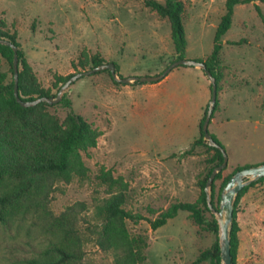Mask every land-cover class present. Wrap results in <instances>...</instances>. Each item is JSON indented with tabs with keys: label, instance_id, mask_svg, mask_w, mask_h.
I'll use <instances>...</instances> for the list:
<instances>
[{
	"label": "rangeland",
	"instance_id": "obj_1",
	"mask_svg": "<svg viewBox=\"0 0 264 264\" xmlns=\"http://www.w3.org/2000/svg\"><path fill=\"white\" fill-rule=\"evenodd\" d=\"M226 1L184 0L185 59L210 56ZM256 5L264 16L260 0L236 6L223 37L219 108L209 130L229 158L224 177L238 167L264 163V19ZM0 21L17 35L38 83L53 95L61 87L56 77L93 69L96 56L117 64L123 78L157 76L178 60L169 19L146 7L145 0H0ZM11 70L1 58L0 77L6 84L12 81ZM210 86L205 72L190 66L173 69L157 83H117L107 71L74 82L67 91L72 111L100 133L97 146L82 153L88 175L37 180L14 207L15 214L27 217L23 227L14 224L1 236L0 264H19L49 240L59 241L60 227L68 225L60 218L78 204L83 206L72 219L85 248L84 264H115L114 254L97 245L94 229L99 210L121 191L127 194L126 210L142 218L127 222L129 234L146 245L138 263L193 264L216 242L213 232L196 225L187 212L157 230L149 221L174 203H194L200 196L198 181L211 167L214 152L203 146L188 151L200 136ZM69 112L55 104L36 114L47 125L53 117L65 125ZM0 129L9 153L21 157L47 149L7 112L0 115ZM102 173L113 180L105 182ZM10 180L8 175L0 179V189ZM237 221V264H264V182L242 198Z\"/></svg>",
	"mask_w": 264,
	"mask_h": 264
},
{
	"label": "trees",
	"instance_id": "obj_2",
	"mask_svg": "<svg viewBox=\"0 0 264 264\" xmlns=\"http://www.w3.org/2000/svg\"><path fill=\"white\" fill-rule=\"evenodd\" d=\"M260 1L264 3V0ZM255 2L256 0L226 1V12L222 16L216 30L213 51L206 60H200V62H204L207 65L208 70H210L216 78L218 93L220 91L219 83L222 77L220 65L223 37L232 27L236 6ZM145 5L152 11H155L161 18L169 19L172 29V40L178 56L177 59H185L187 39L184 27L186 14L184 0H167L165 3L156 0H145ZM256 10L259 16L264 19L263 13L258 5H256ZM0 39H7L19 49L18 91L20 97L26 101H32L43 97H56L57 94L53 95L51 90L44 89L38 83L37 77L33 73L32 67L27 62L24 51L21 49L20 43L17 40V35L8 31L3 21H0ZM241 42L242 41L231 42L229 44L239 45ZM1 58H5L11 65L13 77L9 84L5 83L4 76L0 77V115L7 112L11 116H14L20 121L21 127L29 130L32 135L36 136L47 147V149L42 153H31L21 157L14 153H9L5 138L0 129V179H4L7 175L11 178L7 186L0 189V239L2 234L12 225L21 224L20 226L23 227L27 217L23 213L20 215L15 214L14 207L25 199L29 192L39 184L37 180L45 176H52L55 179L64 180H68L73 176L79 179L87 177L89 170L85 166L82 153H87L89 150L95 148L100 136V133L94 129L87 120L72 111V102L67 93L59 103L61 106L70 109L65 125H60L55 117L52 118L51 123L48 122L49 126L43 121L44 119L38 118L36 112L50 107L51 105L48 103L41 102L34 107H22L14 96L15 78L13 70V49L6 45H0V62ZM92 63L95 67L105 64L98 56L92 59ZM115 65L118 70V65ZM106 71L110 73V71ZM72 76L73 75L56 77L57 86L60 85L62 87ZM136 84L144 83L137 82ZM210 89L212 91V85ZM208 107L209 104L205 109V115L200 123V136L193 142L191 150L188 151V153H190L193 148L203 146L214 152L213 158L210 161L211 167L203 177L199 178L198 184L201 193L198 200L194 203H174L158 218L149 221L151 228L157 230L165 226L169 220L175 218L180 212H187L196 225L201 228H207L209 231L213 232L216 235V242L210 249L202 252L193 264H202L208 260L211 264H221L218 224L215 216L208 207L206 185L213 170L223 163V154L221 150L208 146L204 141L202 126L206 119ZM218 108L219 100L217 99L210 124H212L214 114ZM210 134L214 140L223 147L221 142L211 132ZM250 166L251 165L238 167L226 177L223 176V172L216 176L212 191V204L215 209H219L222 190L231 177L238 170ZM101 179L105 182L113 180L110 173H102ZM218 181H221V185L217 191L216 183ZM261 182H264V178L244 188L236 201L231 238V254L234 264H237L240 246L239 234L241 228L237 221L238 206L248 190ZM126 203L127 194L125 191L115 193L107 199L104 207H102L96 215L97 222L94 234L97 245L102 250L114 254L115 264H139L136 258L142 256L143 249L146 245L142 239H138L136 236H131L129 234L127 222L128 220L142 218L136 217L130 211L126 210ZM78 206H83V204L70 207L68 212H65L60 218L61 222L68 225L60 227L61 232L58 235L59 241L49 240L45 246L38 247L31 255H26L23 259H20L19 264H84L86 254L85 248L81 241L77 222L75 219H72L73 212H77ZM208 213L211 216L210 218L206 216Z\"/></svg>",
	"mask_w": 264,
	"mask_h": 264
},
{
	"label": "water",
	"instance_id": "obj_3",
	"mask_svg": "<svg viewBox=\"0 0 264 264\" xmlns=\"http://www.w3.org/2000/svg\"><path fill=\"white\" fill-rule=\"evenodd\" d=\"M0 45H6L13 49L14 51V60H13V70H14V78H15V89L14 96L16 101L22 107H34L39 105L41 102L48 103L49 105L59 104L62 101L63 96L67 93L70 86L76 82L82 76L92 75L101 71H110L113 79L117 83L123 84H134L137 82L141 83H157L163 80L173 69L180 66H190L196 67L205 72L207 75L211 85V99L209 102L208 112L206 115L205 122L202 126V130L204 133V141L210 146L221 150L223 154V163L216 167L211 176L208 179L206 185V194H207V202L208 207L211 210V213L215 216V219L218 224V242L220 248V256H221V264H234L233 257L231 254V238H232V230L234 225V210L236 206L237 198L240 192L252 185L253 183L258 182L262 178H264V163L250 166L247 168H243L238 170L228 181L226 186L222 190L221 200L219 204V209H215L212 204V191H213V183L216 176L224 171L229 164V158L226 150L219 145L212 135L210 134L209 126L212 119V115L214 113L217 99H218V83L214 75L208 70L207 65L204 62L188 60V59H178L174 63H172L163 73L157 76H146V77H128L123 78L118 74L116 65L114 63H105L100 66L94 67L93 69L78 73L72 76L59 90L56 97H43L39 99H35L32 101L23 100L18 91V79H19V60H18V47L12 44L7 39H0Z\"/></svg>",
	"mask_w": 264,
	"mask_h": 264
}]
</instances>
